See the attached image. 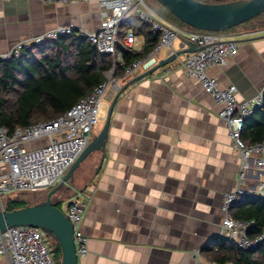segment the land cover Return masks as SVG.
<instances>
[{
	"label": "crops",
	"instance_id": "0c3cea01",
	"mask_svg": "<svg viewBox=\"0 0 264 264\" xmlns=\"http://www.w3.org/2000/svg\"><path fill=\"white\" fill-rule=\"evenodd\" d=\"M98 24L93 0L65 5L0 0V56L16 42L58 26L92 31ZM125 32L119 34V44ZM134 33L131 52L142 54L145 38ZM184 39L179 35L174 40V52L187 48ZM239 41L237 54L207 74L220 88L234 85L236 99L244 100L264 84V27L245 32ZM165 58L161 52L160 61ZM174 65L126 86L109 117L101 165V154L93 152L75 170L69 188L54 196L62 208L77 192L87 201L80 230L88 251L77 257V264L214 263L205 247L218 240L222 199L237 186L240 159L219 107L195 78ZM142 73L136 71L122 87ZM115 94H106L93 136ZM247 166L246 186L254 190L264 174L254 169L253 160Z\"/></svg>",
	"mask_w": 264,
	"mask_h": 264
},
{
	"label": "built area",
	"instance_id": "2783aa9c",
	"mask_svg": "<svg viewBox=\"0 0 264 264\" xmlns=\"http://www.w3.org/2000/svg\"><path fill=\"white\" fill-rule=\"evenodd\" d=\"M8 1V0H2ZM42 4L65 5L70 2L91 0H37ZM98 8L99 24L92 31L78 30L73 26H58L39 36L16 42L0 56V60L19 58L43 43L62 36L74 34L87 40L96 51L111 59V68L105 79L95 85L90 93L79 98L68 110L54 119L17 127L11 133L0 127V210H5L3 196L11 193L47 192L63 181V178L91 140L99 121V107L107 93H117L122 84L136 71H148L160 61V54L173 55V42L182 35L192 42L196 51L183 58L176 56L174 68L183 70L195 78L203 90L219 107L218 116L223 122L227 136L240 159L237 186L223 196L222 220L218 237L235 244L240 249H251L264 241V232L255 239L247 236L253 221L236 219L231 207L246 198L264 200V175L250 190L245 182V170L249 160L253 167L264 174V140L247 144L241 138L243 122L260 108L264 98V84L252 98L237 100L234 85L220 88L217 80L207 74L210 67H222L237 54L239 38L245 32L234 35L191 30L179 27L156 10L151 0H93ZM139 23L149 27L157 36L156 44L145 54L123 65L121 53L116 50L121 28L127 23ZM136 35L131 27L126 29L124 47L132 51ZM170 62V63H171ZM168 63V64H170ZM122 68L115 75L116 67ZM87 201L82 192L69 197L63 208L73 230V243L77 257L87 254V237L80 230ZM56 241L45 230L14 226L0 233V260L5 264H59L55 249ZM217 264V263H213ZM229 264V263H224Z\"/></svg>",
	"mask_w": 264,
	"mask_h": 264
},
{
	"label": "trees",
	"instance_id": "16d2710c",
	"mask_svg": "<svg viewBox=\"0 0 264 264\" xmlns=\"http://www.w3.org/2000/svg\"><path fill=\"white\" fill-rule=\"evenodd\" d=\"M198 1L217 3L229 0ZM165 13V19L173 24L196 30L176 18L171 19L167 16L169 12ZM128 27L145 38V48L142 54H136L127 50L122 42L118 43L116 50L121 53L123 65L145 56L157 42V36L148 26L135 22L125 24L119 34L123 35ZM110 68L108 56L100 55L87 40L74 34L47 41L19 58L0 60V127L11 133L32 122L56 118L104 81V74ZM121 71L122 68L117 66L115 75H120ZM241 138L247 144L264 140V98L262 106L244 120ZM19 204L23 203L19 201ZM18 207L5 204V210ZM230 212L236 219L253 221L247 232L250 239L264 232V200L246 198L233 204ZM205 251L212 254L217 264H264V241L254 248L240 249L218 237L213 245L205 247ZM56 253H60L57 243Z\"/></svg>",
	"mask_w": 264,
	"mask_h": 264
},
{
	"label": "water",
	"instance_id": "95a60500",
	"mask_svg": "<svg viewBox=\"0 0 264 264\" xmlns=\"http://www.w3.org/2000/svg\"><path fill=\"white\" fill-rule=\"evenodd\" d=\"M154 1L184 25L196 30L211 32L236 27L264 12V0H231L217 3L198 0ZM184 43L187 46L186 49L177 51L173 55L159 61L155 67L134 77L124 87L120 88L110 103L100 131L92 136L88 145L66 172L63 181L48 190L42 201L12 210H0V233L14 226H28L45 230L53 236L59 247V264H77L72 226L64 216L63 211L56 206V203H53L52 198L57 195L56 193L59 190L66 191L69 188L73 182L75 170L93 152L101 154L98 167L101 165L109 117L119 94L127 85L150 75L157 68L167 65L176 56L197 50L192 42L184 39Z\"/></svg>",
	"mask_w": 264,
	"mask_h": 264
},
{
	"label": "rangeland",
	"instance_id": "374dc122",
	"mask_svg": "<svg viewBox=\"0 0 264 264\" xmlns=\"http://www.w3.org/2000/svg\"><path fill=\"white\" fill-rule=\"evenodd\" d=\"M151 1L156 4V2L154 0H151ZM229 1H231V0H229ZM156 10L158 11V13L161 16H163L162 12L163 13L167 12L159 4L156 5ZM167 16L170 17L171 19L175 18L170 13H168ZM163 17L165 18V16H163ZM169 22H172V21H169ZM263 27H264V12L259 14L256 17H254V18H252V19L240 24V25H237L236 27H233V28H230V29H227V30H223V31H215V32H217V33H219L221 35L225 34V33H228L229 35H231V33L238 34V33H241V32L255 33V31H258V30H260ZM229 30H231V31H229ZM103 113H104V106H103V103H102V105L99 107V115H98L99 118L103 115ZM38 120H42V118H39ZM40 122H42V121H40ZM99 124H100V121L97 122V125H96L95 129H97ZM61 191L62 190H59V192H57L56 194H59ZM44 197H45V193L43 191H41V192H36V193H23V192L11 193V194L4 195L2 198L5 201V204H9L10 203L11 205L18 207V206L23 205V204L32 205L34 203H38V202L42 201L44 199ZM53 200H54V197H53L52 201ZM19 201L22 202L23 204H19ZM56 206L59 209H61V210L63 209L62 208V203H58V204H56ZM18 208H20V207H18ZM55 249H56V245H55ZM57 257H60V253L57 254Z\"/></svg>",
	"mask_w": 264,
	"mask_h": 264
},
{
	"label": "flooded vegetation",
	"instance_id": "af4514ba",
	"mask_svg": "<svg viewBox=\"0 0 264 264\" xmlns=\"http://www.w3.org/2000/svg\"><path fill=\"white\" fill-rule=\"evenodd\" d=\"M44 193H46V192H44ZM53 203H55V202H53Z\"/></svg>",
	"mask_w": 264,
	"mask_h": 264
}]
</instances>
